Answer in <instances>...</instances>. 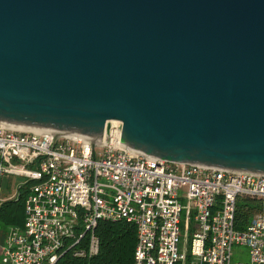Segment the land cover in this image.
<instances>
[{"label": "water", "instance_id": "1", "mask_svg": "<svg viewBox=\"0 0 264 264\" xmlns=\"http://www.w3.org/2000/svg\"><path fill=\"white\" fill-rule=\"evenodd\" d=\"M264 177V0H0V129Z\"/></svg>", "mask_w": 264, "mask_h": 264}, {"label": "built area", "instance_id": "2", "mask_svg": "<svg viewBox=\"0 0 264 264\" xmlns=\"http://www.w3.org/2000/svg\"><path fill=\"white\" fill-rule=\"evenodd\" d=\"M121 125L110 122L103 148L0 129V189L6 176L32 182L0 264L96 256L102 221L136 227L134 264H264V177L129 156ZM240 200L258 210L238 230Z\"/></svg>", "mask_w": 264, "mask_h": 264}, {"label": "trees", "instance_id": "3", "mask_svg": "<svg viewBox=\"0 0 264 264\" xmlns=\"http://www.w3.org/2000/svg\"><path fill=\"white\" fill-rule=\"evenodd\" d=\"M28 186L19 189L16 200L8 201L0 207V223L5 227L22 228L25 222V199ZM11 190V188H9ZM237 210L238 230L243 229L258 210V203L249 200H240ZM239 201V202H240ZM96 234L100 241L99 253L93 257L76 258L67 253L57 264H134V255L137 244L136 227L125 222L102 221L98 224Z\"/></svg>", "mask_w": 264, "mask_h": 264}, {"label": "crops", "instance_id": "4", "mask_svg": "<svg viewBox=\"0 0 264 264\" xmlns=\"http://www.w3.org/2000/svg\"><path fill=\"white\" fill-rule=\"evenodd\" d=\"M4 181V179H3ZM3 181H2V186L0 189V202L1 205H3L4 203L8 202V201H12V200H16L19 196V189L24 186V185H20L18 188V193H9L12 190H7V192H5L4 187H3ZM23 184V182H22ZM26 217V215H25ZM10 228L12 227H5L2 223H0V249L1 247L6 243ZM14 228V227H13ZM0 256H1V252H0Z\"/></svg>", "mask_w": 264, "mask_h": 264}, {"label": "rangeland", "instance_id": "5", "mask_svg": "<svg viewBox=\"0 0 264 264\" xmlns=\"http://www.w3.org/2000/svg\"><path fill=\"white\" fill-rule=\"evenodd\" d=\"M23 178H20V177H15V176H6L4 178V181H3V187H4V190L5 192H7V190H10L9 188H11L12 191H10L9 193H18V188L20 185H22V182H23ZM241 201L239 202V205H241ZM184 230L182 229V232H181V239H183L184 237ZM234 261H236V257L234 258ZM187 264H190L189 262H187Z\"/></svg>", "mask_w": 264, "mask_h": 264}]
</instances>
